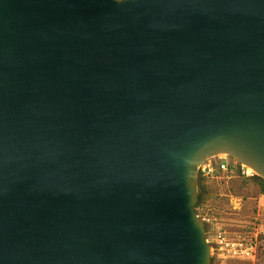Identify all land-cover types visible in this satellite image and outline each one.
I'll list each match as a JSON object with an SVG mask.
<instances>
[{
  "label": "water",
  "instance_id": "obj_1",
  "mask_svg": "<svg viewBox=\"0 0 264 264\" xmlns=\"http://www.w3.org/2000/svg\"><path fill=\"white\" fill-rule=\"evenodd\" d=\"M219 153L264 179V0H0V264H209Z\"/></svg>",
  "mask_w": 264,
  "mask_h": 264
},
{
  "label": "rangeland",
  "instance_id": "obj_2",
  "mask_svg": "<svg viewBox=\"0 0 264 264\" xmlns=\"http://www.w3.org/2000/svg\"><path fill=\"white\" fill-rule=\"evenodd\" d=\"M220 161L236 163L237 167L240 165L228 153H219L203 162L206 165L212 163L215 169L208 174L198 170L196 176L201 200L195 209L205 225L211 245L209 264H264V197L260 176L244 177L238 171L233 172L232 168L231 171L224 170L218 167ZM219 230L233 237L255 240L256 256L252 259L221 258L215 249Z\"/></svg>",
  "mask_w": 264,
  "mask_h": 264
},
{
  "label": "built area",
  "instance_id": "obj_3",
  "mask_svg": "<svg viewBox=\"0 0 264 264\" xmlns=\"http://www.w3.org/2000/svg\"><path fill=\"white\" fill-rule=\"evenodd\" d=\"M218 167L230 171L232 168L233 172L238 171V173L244 177L256 175V172L251 167L242 163H240V165L237 167L236 163L231 164L230 161H220L218 163ZM214 169L215 167L212 165V163L209 165L202 163L198 170L203 174H208ZM262 195L264 197V193ZM215 242V249L221 258L240 257L244 259H252L256 256L257 243L253 239H248L245 237H233L228 235L226 231L219 230L216 235Z\"/></svg>",
  "mask_w": 264,
  "mask_h": 264
},
{
  "label": "trees",
  "instance_id": "obj_4",
  "mask_svg": "<svg viewBox=\"0 0 264 264\" xmlns=\"http://www.w3.org/2000/svg\"><path fill=\"white\" fill-rule=\"evenodd\" d=\"M259 178H260L259 184L261 186V191L264 193V179L262 177H259ZM197 198L198 200H197L196 206H198V204L200 203L201 195L199 194Z\"/></svg>",
  "mask_w": 264,
  "mask_h": 264
}]
</instances>
